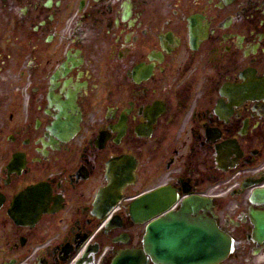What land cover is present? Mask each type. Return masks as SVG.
<instances>
[{
  "label": "flooded vegetation",
  "instance_id": "1",
  "mask_svg": "<svg viewBox=\"0 0 264 264\" xmlns=\"http://www.w3.org/2000/svg\"><path fill=\"white\" fill-rule=\"evenodd\" d=\"M158 188L261 264L264 0H0V264L144 250Z\"/></svg>",
  "mask_w": 264,
  "mask_h": 264
},
{
  "label": "water",
  "instance_id": "2",
  "mask_svg": "<svg viewBox=\"0 0 264 264\" xmlns=\"http://www.w3.org/2000/svg\"><path fill=\"white\" fill-rule=\"evenodd\" d=\"M164 193V194H163ZM162 197L155 200V203H161L156 206L155 203L143 202L146 197L139 198L131 205V213L135 216L141 214L145 208L149 211L144 219H151L154 212H164L169 208L170 197L167 193L161 191ZM259 198H264V191L258 194ZM193 201L186 204L181 212L173 213L169 211L164 218H158L148 225L147 243L152 251H159L163 255L166 264H205V262H216L222 259L227 251L228 239L217 229H212L207 225H185L187 223L184 216L192 210ZM152 207H155L154 209ZM155 210V211H154ZM155 213V214H156ZM255 221V234L264 239V213H253ZM128 256L121 254L118 257L122 264H140L141 259L133 261L135 256L133 252ZM207 258H204V256Z\"/></svg>",
  "mask_w": 264,
  "mask_h": 264
},
{
  "label": "rangeland",
  "instance_id": "3",
  "mask_svg": "<svg viewBox=\"0 0 264 264\" xmlns=\"http://www.w3.org/2000/svg\"><path fill=\"white\" fill-rule=\"evenodd\" d=\"M258 261H260V259H258ZM261 264H264V259H262Z\"/></svg>",
  "mask_w": 264,
  "mask_h": 264
}]
</instances>
